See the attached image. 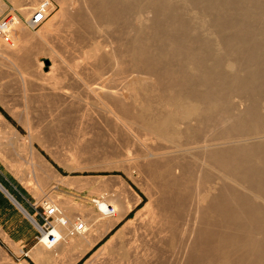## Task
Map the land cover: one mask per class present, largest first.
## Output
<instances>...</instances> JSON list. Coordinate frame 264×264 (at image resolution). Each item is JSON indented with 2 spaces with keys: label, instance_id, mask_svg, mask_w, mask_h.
I'll use <instances>...</instances> for the list:
<instances>
[{
  "label": "bare ground",
  "instance_id": "obj_1",
  "mask_svg": "<svg viewBox=\"0 0 264 264\" xmlns=\"http://www.w3.org/2000/svg\"><path fill=\"white\" fill-rule=\"evenodd\" d=\"M65 2L58 73H44L24 110L45 131L93 112L107 119L125 135L129 165L158 188L155 207L126 239L119 230L104 243L99 264H264V0ZM91 32L112 35L113 47L68 39ZM220 109L241 133L203 125ZM114 196L100 204L115 210L100 216L107 229L130 208ZM55 231L61 241L30 250L36 264L68 242Z\"/></svg>",
  "mask_w": 264,
  "mask_h": 264
},
{
  "label": "rangeland",
  "instance_id": "obj_2",
  "mask_svg": "<svg viewBox=\"0 0 264 264\" xmlns=\"http://www.w3.org/2000/svg\"><path fill=\"white\" fill-rule=\"evenodd\" d=\"M17 1L0 0V5L6 3L0 9V84L6 85V89L0 90V175L3 177L0 179L10 192L19 191L32 207H37V214L30 206H25L33 213L23 212L33 225L29 234L10 236L0 227V264H23V261L36 264L29 252L38 243L37 228L41 222L38 204L43 197L58 202L66 217L85 215L88 230L69 237L68 242L57 249L56 256L40 255L41 264H99L102 258L98 251L104 243L119 230L126 239L132 228L138 226V217H134L138 215L141 220L148 208L155 207L158 188L143 171L129 165L128 157L123 155L126 138L120 134V129L94 112L76 123L68 119L69 124L63 122L58 126L61 129L54 127L45 131L34 127L36 113L30 112L29 108L26 112L24 107L37 102L33 103L32 99L38 96L40 88H36L43 83L44 73L51 66L53 72L58 73L61 52L54 41L53 30L63 26L67 4L66 0ZM33 9L42 11L44 19L31 29L25 20ZM42 27L46 28L44 33ZM84 35L80 37L73 33L68 39L71 44L81 45L84 49L89 44L98 48L113 47L110 34L98 36L91 32ZM224 111L217 110L203 125L217 135L241 133L233 118V110L231 114ZM220 116L224 119H219ZM110 194L115 195L116 204H129L130 208L107 229V221L100 218L91 199L99 195L108 199ZM93 214L97 217L93 218ZM117 241L112 240L104 254L111 248L113 250ZM161 263L174 264V260Z\"/></svg>",
  "mask_w": 264,
  "mask_h": 264
},
{
  "label": "built area",
  "instance_id": "obj_3",
  "mask_svg": "<svg viewBox=\"0 0 264 264\" xmlns=\"http://www.w3.org/2000/svg\"><path fill=\"white\" fill-rule=\"evenodd\" d=\"M44 19L43 12L40 10H34L31 12L29 18L25 20V24L31 28H36ZM103 196L99 195L96 198L91 199L95 209L100 216L113 215L115 210L110 203L105 204V207H101L100 204L104 202ZM40 212H38L41 219L40 225L37 228L36 240L38 243H43L48 248L52 247L58 241H55L56 231L59 230L61 234L68 237L77 236L78 233L84 232L87 228L88 222L85 215L76 214L73 217H66L64 210L60 207L59 203L49 197H43L39 202ZM89 226L90 223H89Z\"/></svg>",
  "mask_w": 264,
  "mask_h": 264
},
{
  "label": "crops",
  "instance_id": "obj_4",
  "mask_svg": "<svg viewBox=\"0 0 264 264\" xmlns=\"http://www.w3.org/2000/svg\"><path fill=\"white\" fill-rule=\"evenodd\" d=\"M4 5L6 6V3ZM0 178H3L2 175H0ZM20 194L17 190L10 192L7 185L3 184L0 179V227L5 234L10 236L29 234L33 230L32 223L26 218L21 209H24L29 214H33L27 211L25 206H30L29 208L34 209L36 212L37 207H32L30 201L22 198ZM14 200L19 206H17Z\"/></svg>",
  "mask_w": 264,
  "mask_h": 264
},
{
  "label": "water",
  "instance_id": "obj_5",
  "mask_svg": "<svg viewBox=\"0 0 264 264\" xmlns=\"http://www.w3.org/2000/svg\"><path fill=\"white\" fill-rule=\"evenodd\" d=\"M9 196V195H8ZM11 198V197H10ZM14 202L17 204V206H19L18 205V203L14 200ZM21 209V208H20ZM21 211H23L24 213H25V211L23 210V209H21Z\"/></svg>",
  "mask_w": 264,
  "mask_h": 264
}]
</instances>
